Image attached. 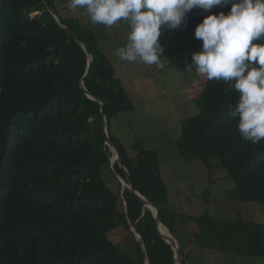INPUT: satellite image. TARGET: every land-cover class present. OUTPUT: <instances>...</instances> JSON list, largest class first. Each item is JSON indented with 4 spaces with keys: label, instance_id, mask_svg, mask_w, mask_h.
<instances>
[{
    "label": "trees",
    "instance_id": "trees-1",
    "mask_svg": "<svg viewBox=\"0 0 264 264\" xmlns=\"http://www.w3.org/2000/svg\"><path fill=\"white\" fill-rule=\"evenodd\" d=\"M230 8L215 6L210 12ZM35 12L41 13L32 16ZM206 14L194 8L179 28L168 30L174 36L191 29L194 35ZM72 33L92 55L84 87L104 102L110 137L135 190L159 208L185 258L191 255L184 242L199 250L260 255L264 224L242 218L188 217L198 227L192 239L186 235V220L169 208L158 152L134 144L132 153L111 131V120L134 103L88 22L61 15L54 0H0V264H146L147 256L148 264L177 263L150 207L120 182L119 176L128 183L119 162L111 167L117 190L102 176L113 152L102 105L82 86L89 60ZM175 49L172 44L162 55ZM237 98L228 83L206 80L194 98L197 113L182 122L178 150L195 152L205 162L217 155L238 187L237 200L264 203V140L253 144L241 137L230 115ZM119 226L135 237L134 251H122L110 238Z\"/></svg>",
    "mask_w": 264,
    "mask_h": 264
},
{
    "label": "rangeland",
    "instance_id": "rangeland-1",
    "mask_svg": "<svg viewBox=\"0 0 264 264\" xmlns=\"http://www.w3.org/2000/svg\"><path fill=\"white\" fill-rule=\"evenodd\" d=\"M54 3L61 15L79 17L96 31L104 51L116 68V75L122 79L134 103L132 110L124 111L111 120V131L132 153L136 152L132 147L134 144L158 152V168L168 189L169 208L186 220V235L192 239L198 227L195 221H188L187 218L204 213L216 218H242L264 224V203L237 200L238 187L227 175L217 155H212L205 162L195 152L179 153L182 122L197 113L194 98L207 80L194 68H188L193 52L202 47V42L194 37L191 29L174 36L168 29L162 32L160 43L164 51L176 44L177 52L162 55L163 67L157 68L138 60L123 61L115 54L127 43L130 29L126 21L121 20L111 27L93 24L86 10L71 11L69 0H54ZM40 13L35 12L32 16ZM111 167L103 165L102 176L110 188L117 190L119 183ZM119 179L126 186L122 177ZM110 238L119 244L122 251H134L135 237L123 226L114 229ZM218 252L219 256L209 251L197 253L190 258L189 264H264V247L263 252L256 256H239L232 251ZM209 253L210 257L207 256Z\"/></svg>",
    "mask_w": 264,
    "mask_h": 264
},
{
    "label": "clouds",
    "instance_id": "clouds-1",
    "mask_svg": "<svg viewBox=\"0 0 264 264\" xmlns=\"http://www.w3.org/2000/svg\"><path fill=\"white\" fill-rule=\"evenodd\" d=\"M227 4V13L210 12ZM68 8L84 9L91 23L106 27L126 21L127 43L115 54L157 68L163 67L162 32L179 28L194 8L208 13L195 27L202 47L188 68L208 81L228 83L238 93L230 115L241 137L253 144L264 140V0H69Z\"/></svg>",
    "mask_w": 264,
    "mask_h": 264
},
{
    "label": "water",
    "instance_id": "water-1",
    "mask_svg": "<svg viewBox=\"0 0 264 264\" xmlns=\"http://www.w3.org/2000/svg\"><path fill=\"white\" fill-rule=\"evenodd\" d=\"M49 10L54 14V16L56 17V19L61 23V19L58 16V14L55 12V10L49 6ZM65 26V25H64ZM66 27V26H65ZM72 35L76 38V40L81 44V46L83 47V49L85 50L87 56H88V60H89V65H88V69L86 71L85 76L82 79V86L83 88L86 90L87 94L95 99L96 101L100 102V104L102 105V113H103V117H102V126L104 129V133L106 136V143L110 146L113 154H116L115 156V161H118L120 166L123 168V170L126 173V179L128 181V183L126 182L125 179H123V181L125 182V184L137 195V197L139 198V200L145 205L150 207V209L152 210V212L154 213V216L156 218V224H157V229L159 231V233L173 246V248L175 249V253H176V259H177V263L176 264H183L182 260L185 259V264H189L188 259L185 258L183 252L181 251L180 248V244L178 242V240L172 235V233L169 231V234L164 233L160 227V225H163L161 222V214H160V210L159 208L154 205L153 203H151L145 196H143L142 194H140L138 191L135 190L134 185L132 183V177L128 171V169L124 166L123 162H122V154L121 151L119 150V148L116 146V144L112 141L110 134H109V130H108V123H107V118L105 115V110H104V102L101 98H99L98 96H95L93 94H91L85 87H84V79L87 77L88 73L90 72L91 69V65H92V55L90 53V51L88 50V48L86 47L85 43L74 33H72ZM111 157V165H113V155ZM114 170V167H113ZM120 177V176H119ZM131 230L133 231L135 237L137 238V240L141 239V234L140 232L136 229V227L134 225L131 226ZM143 247L145 248V245H143ZM149 263V257H146V264Z\"/></svg>",
    "mask_w": 264,
    "mask_h": 264
},
{
    "label": "crops",
    "instance_id": "crops-1",
    "mask_svg": "<svg viewBox=\"0 0 264 264\" xmlns=\"http://www.w3.org/2000/svg\"><path fill=\"white\" fill-rule=\"evenodd\" d=\"M185 246H186V251L190 253L191 257L190 258H194L196 256L197 253H207L212 252L215 256H219V252L218 251H214V250H209V249H205V250H199L195 247V245L191 244V243H187L184 242ZM207 256H211V253L207 254Z\"/></svg>",
    "mask_w": 264,
    "mask_h": 264
},
{
    "label": "bare ground",
    "instance_id": "bare-ground-1",
    "mask_svg": "<svg viewBox=\"0 0 264 264\" xmlns=\"http://www.w3.org/2000/svg\"><path fill=\"white\" fill-rule=\"evenodd\" d=\"M114 156H113V162L115 161V156H116V154H113ZM160 227H161V229H162V231L164 232V233H167V234H169V231H168V229L164 226V225H160Z\"/></svg>",
    "mask_w": 264,
    "mask_h": 264
}]
</instances>
